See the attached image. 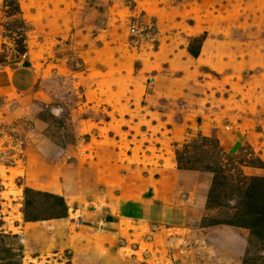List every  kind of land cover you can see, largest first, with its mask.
<instances>
[{
	"label": "rangeland",
	"instance_id": "rangeland-1",
	"mask_svg": "<svg viewBox=\"0 0 264 264\" xmlns=\"http://www.w3.org/2000/svg\"><path fill=\"white\" fill-rule=\"evenodd\" d=\"M2 45L21 264H264V0H0Z\"/></svg>",
	"mask_w": 264,
	"mask_h": 264
},
{
	"label": "crops",
	"instance_id": "crops-1",
	"mask_svg": "<svg viewBox=\"0 0 264 264\" xmlns=\"http://www.w3.org/2000/svg\"><path fill=\"white\" fill-rule=\"evenodd\" d=\"M4 46H1V52H0V89L1 86H6V88L12 87L15 90H18V92L25 93L27 91L32 90V88L35 85V76L31 71V66H27L25 64H19L18 67L12 66L11 61L8 60L4 54L3 49ZM132 205L134 206V202L128 201V200H121L120 207H119V214L118 217L120 219H128V218H142L145 220H148V217L153 218V221L159 220V214L157 213L158 210L152 209V213L150 216L146 217H139L140 213L139 211L135 212L137 209L134 210H127L126 207L123 205ZM135 207V206H134ZM147 207V206H145ZM144 207V208H145ZM147 211L149 208H145ZM150 221V220H148Z\"/></svg>",
	"mask_w": 264,
	"mask_h": 264
},
{
	"label": "trees",
	"instance_id": "trees-1",
	"mask_svg": "<svg viewBox=\"0 0 264 264\" xmlns=\"http://www.w3.org/2000/svg\"><path fill=\"white\" fill-rule=\"evenodd\" d=\"M198 55V54H196ZM260 165L262 166V162H260ZM28 193H31L28 191ZM53 204L55 207V211L62 210L64 208V204L61 199H57L56 202ZM253 217L256 219V221L261 224L264 223V201L259 206V210L256 211V213H252ZM17 240V236H7V235H0V264H21L22 256L20 254V251H22L21 244H16L17 251L14 252V248H11V245L16 242H12V240Z\"/></svg>",
	"mask_w": 264,
	"mask_h": 264
}]
</instances>
